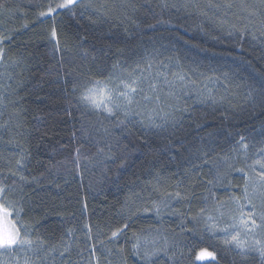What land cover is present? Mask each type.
Here are the masks:
<instances>
[{
	"label": "trees",
	"instance_id": "obj_1",
	"mask_svg": "<svg viewBox=\"0 0 264 264\" xmlns=\"http://www.w3.org/2000/svg\"><path fill=\"white\" fill-rule=\"evenodd\" d=\"M91 2L103 16L85 13L72 18L61 12L53 19L39 15L49 0H0L5 4L0 9V34H12L11 42L3 45L5 60L0 63V95L4 97L0 125L8 126L7 131L0 129V181L12 184L9 168L15 171V159L24 149L30 153L24 174L29 180L38 178L22 191L17 183L9 194V199L23 203L22 223L29 231L35 230L33 239L38 235L49 246L56 245L57 254L46 264H141L133 254V245L139 241L141 253L152 251L164 246L165 237L178 264H217L210 259L198 261L205 248L216 251L218 264H242L241 257L223 244V233L213 236L205 231V218H216L218 227L224 228L232 217L239 216L238 205L230 197H241L244 203L245 181L234 169L244 168L251 174L247 166L259 158L254 155L255 148L264 143V109L253 104L248 95L249 86L264 76V16L260 15L264 4L261 0H230L233 7L225 14L223 8L206 5L226 0ZM105 3L107 12L100 8ZM241 5L254 6L257 15L250 21ZM53 26L59 50L51 36ZM245 29L247 34L242 35ZM149 62L153 65L149 71L155 72L163 62L166 73L186 74L201 89L207 85L216 103H201L193 92L177 104L161 93L159 107L163 112H172L173 106L189 109L175 113L176 119L183 121L178 132L183 144L173 137L171 151L165 148L167 133L146 128L139 123L140 117L132 118L123 130L104 120L113 130L109 139L116 156L126 158V163L119 167L117 159L101 164L93 139L99 136L82 131L101 117L79 104L80 92L90 80L107 82L111 78L109 87H113L120 76L137 65L144 69ZM208 76L213 79L206 80ZM13 101L19 103L14 106ZM154 106L155 101L149 108ZM119 119L123 120V115ZM240 136L255 145L247 157L232 152ZM78 148L79 168L74 163ZM205 151L211 153L207 165L201 159ZM224 156L232 169L221 159ZM193 163L200 165L199 169H193ZM157 173L160 194L175 190L194 193L189 200L173 202L185 215L164 211L157 217L154 212L139 211L129 221V215L141 207V200L133 193L140 192L146 201L159 199L160 194L149 191L157 182ZM178 180L182 181L179 189ZM201 208L204 216L192 220ZM125 222L129 227L118 238L110 239L111 232ZM86 225L91 227L90 233ZM241 239L246 248L256 247L257 239L264 244V228L253 235L241 230ZM65 244H70L71 250L62 260L58 253ZM250 255L247 264H260L258 253ZM0 260L15 264L7 253L0 254ZM160 264L171 262L162 258Z\"/></svg>",
	"mask_w": 264,
	"mask_h": 264
},
{
	"label": "snow or ice",
	"instance_id": "obj_2",
	"mask_svg": "<svg viewBox=\"0 0 264 264\" xmlns=\"http://www.w3.org/2000/svg\"><path fill=\"white\" fill-rule=\"evenodd\" d=\"M261 4H264V0H261ZM198 6L192 4H185L184 7ZM165 7L167 5L165 4ZM172 7H176L172 5ZM209 8H216L217 10L223 8L225 14L233 7L230 0H226L225 3H209L206 5ZM243 10L248 13V19H251L257 15V11L254 6H243ZM253 10L249 11V8ZM5 4L0 3V9H4ZM100 8H103L105 12L109 11L108 5L101 4ZM77 9L80 11L78 12ZM61 12H67L72 18L83 17L85 13L97 14L103 16L104 13L99 11V8H94L91 0H49L45 11L40 12L41 17L55 18ZM204 15H207L204 12ZM260 15L264 16V10L260 11ZM96 23V21H92ZM231 35V33H229ZM247 34V29L242 35ZM264 35V33H262ZM51 36L53 40L57 42V50H59V41L57 40V30L55 26L52 28ZM253 39L256 36L253 34ZM12 34L3 33L0 34V63L5 60V48L3 47L5 42H11ZM15 63V61L13 62ZM113 67H116L114 65ZM166 65L160 62L155 72L149 71L153 68L151 62H149L144 69H141L139 65L132 71L128 72L126 76H120L118 82L113 87H109L111 78L107 82H101L99 80L89 81L88 84L83 86V90L80 92L79 104L90 112L98 114L101 119L97 121L95 125H89L88 128L82 129V131L91 135L95 133L99 136V139L93 137L96 144L95 156L98 158V162L104 164L105 161L111 160L113 163L117 159H120L119 167H124L126 158L117 157L115 154V148L113 142L109 139L112 136V129H109L104 125V120H108L114 123L115 128L127 129L128 125L132 123V118L140 117L139 123L144 125L148 129H157L159 133H167L164 137L168 141L165 148L171 151L173 144L172 138L175 137L177 141L182 145L183 141L179 139L178 132L182 128L183 121L176 119L175 113L188 111L187 107L179 108L173 106L172 112H163V109L159 107L162 103L163 93L167 97H171L173 100L179 103L183 96L195 93L197 100L201 103L212 102L216 103V98L212 95L211 89H207V85L204 89H207V95H204V89H201L195 79L188 77L183 73H166L163 69ZM145 72L148 74L145 75ZM3 75V74H0ZM169 75L173 78L169 79ZM203 76L204 74L201 73ZM227 76V74H225ZM11 78V77H9ZM206 80L211 81L213 77H205ZM218 79V78H217ZM146 85V87H145ZM191 85V88L189 87ZM10 87V85H9ZM180 93L179 95L177 93ZM248 95L252 97L253 104H259L264 109V76L257 80L254 84L249 86ZM156 102V106L149 108L152 102ZM4 97L0 95V105H3ZM13 105H17L19 101H13ZM163 112V115H161ZM123 115L124 119L119 117ZM160 121L159 123L157 121ZM0 129L8 130L7 125H0ZM18 149L20 146H17ZM116 147H119V141H116ZM126 148V146H125ZM255 148L254 144L247 141L245 136H240L239 140L232 148L233 153L243 154L247 157V154ZM107 149V153L106 150ZM254 155L258 156V159L253 161V164L248 165L249 171H245L244 168L234 169L243 174L245 181L243 188V201L241 203V197L232 196L230 199L234 200L238 205L239 216L232 217V222L227 227L220 228L216 222V218L207 216L205 218V231L212 233L213 236L217 232L223 233V244L228 247V251L236 252V255L241 257L242 264H247L249 259H252L251 253L255 252L259 255L260 264H264V244H261L260 240H255L256 247L245 246L246 242L241 239V230L245 235L255 234L257 229L264 228V143L259 148H255ZM79 156L80 150L76 149V157L74 163L79 168ZM174 158V157H173ZM30 159V153L24 149L20 152L18 158L15 159V171L9 168L8 176L12 179V184L9 185L7 180L0 181V254L7 253L12 256L15 264H20L21 259L23 264H46L47 259L51 256L54 257L57 254L56 245L49 246L48 241L41 236H36L33 239L35 230L29 231L27 225L22 223L24 215V206L22 201L9 199V194L14 192L17 183L21 185V191L23 186L32 182H38V178L32 177L29 180L28 176L24 172L28 168V161ZM202 163L207 165L211 159L210 151L203 153ZM221 159L227 164L228 168L232 169L233 165L228 163V157L224 156ZM61 163V162H57ZM256 165L259 166L257 169ZM200 165L192 164L193 169H199ZM189 170H185V175ZM156 184L152 185L151 192L161 193L160 189V177L159 173L156 174ZM182 181L178 180L176 188L179 189ZM209 184L212 181H208ZM249 185H252V192L249 193ZM209 195L213 199L217 200L215 193L211 189H208ZM139 200H141V207H138L135 212L129 215L130 221L132 216L136 212L143 211L144 213L154 212L157 217H160L162 212L167 211L169 215H179L183 217L185 214L173 207V202H179L189 200L191 195L185 191L181 193L179 190L163 192L159 195V199L145 200L140 192L132 194ZM205 200L208 197H204ZM259 200V204L256 200ZM127 203V201H126ZM150 203L149 206H144ZM205 209L201 208L197 216H192V220H198L199 217L204 216ZM88 232H91L89 225ZM129 227V223L125 222L122 227L116 228L111 232L110 239L118 238ZM71 235V230H69ZM164 246L161 248H154L152 251L145 250L143 253L140 251V243L137 241L133 245V254L141 261V264H160L162 258H166L171 264H178L177 258L174 252H171L173 246L169 245L167 238L165 237ZM71 245L65 244L63 249L59 251V257L64 260L70 255ZM238 250V251H237ZM171 253V254H170ZM94 254V250H93ZM198 259H210L218 264V257L215 250L208 251L207 248L202 249L198 254ZM0 264H4L0 260ZM234 264V262H233Z\"/></svg>",
	"mask_w": 264,
	"mask_h": 264
},
{
	"label": "rangeland",
	"instance_id": "obj_3",
	"mask_svg": "<svg viewBox=\"0 0 264 264\" xmlns=\"http://www.w3.org/2000/svg\"><path fill=\"white\" fill-rule=\"evenodd\" d=\"M207 260H209V259H204V260L198 259L199 262H204V261H207Z\"/></svg>",
	"mask_w": 264,
	"mask_h": 264
}]
</instances>
